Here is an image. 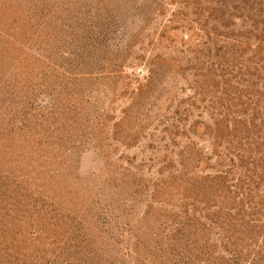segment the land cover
<instances>
[{"label":"rangeland","instance_id":"rangeland-1","mask_svg":"<svg viewBox=\"0 0 264 264\" xmlns=\"http://www.w3.org/2000/svg\"><path fill=\"white\" fill-rule=\"evenodd\" d=\"M249 148L264 0H0V264H139Z\"/></svg>","mask_w":264,"mask_h":264},{"label":"trees","instance_id":"trees-1","mask_svg":"<svg viewBox=\"0 0 264 264\" xmlns=\"http://www.w3.org/2000/svg\"><path fill=\"white\" fill-rule=\"evenodd\" d=\"M256 152L249 148L233 154L228 170L217 172L212 181H203L197 193L183 186L186 195L199 194L206 209L189 208V202H184L182 216H165L152 232L151 244L141 247L137 243L139 257L144 249L142 253L149 258L143 256V261L136 256L137 262L264 264V157L253 161ZM224 162L218 166L224 167ZM171 225L175 228L165 234Z\"/></svg>","mask_w":264,"mask_h":264}]
</instances>
